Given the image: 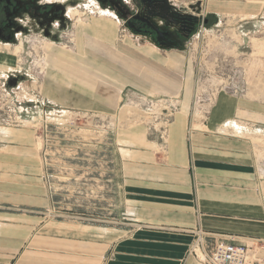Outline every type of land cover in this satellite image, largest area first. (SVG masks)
<instances>
[{
    "label": "crops",
    "instance_id": "1",
    "mask_svg": "<svg viewBox=\"0 0 264 264\" xmlns=\"http://www.w3.org/2000/svg\"><path fill=\"white\" fill-rule=\"evenodd\" d=\"M171 1L183 7L201 2V16H210L215 23L221 15H251L262 3V0ZM77 2L93 4V0ZM113 12L116 15L113 18L89 12L97 20L91 30L111 41L122 30L131 41L128 48L131 53L120 54L109 46L99 53L90 50L99 55L98 64L106 68V73L102 70L100 76L118 81L126 78L148 92H167L175 87L171 72L181 70L185 72V80L179 85L187 94L188 66L172 63V55L158 54L183 51L187 44L159 47L125 28ZM132 48L139 53L150 52L151 57L160 61L151 67L154 75L145 73L148 80L143 83L132 76L136 63L126 55L134 54ZM50 55L52 69L51 75L45 77L44 91L60 94L66 87L71 88L72 78L85 82L81 84L85 87L93 86L96 80H92L90 68L98 64L91 55L84 61L89 65L84 71L80 58L68 51L60 49ZM85 87L80 89L84 93ZM216 96L205 113L182 108L163 139L149 135L144 127L121 133L117 143V176L123 212L134 228L111 246L89 237L114 230L89 224L72 225L69 228L73 236L64 237L60 236V228L68 223L57 221L51 225L55 228L51 232L60 235H36L32 242L35 249L19 253L20 245L41 220L38 213L51 200L40 177L42 164L36 157L27 156L22 147L18 148L19 155H0V264L12 259L13 264H198L190 252L193 245H211L219 240L246 244L245 264H264V173L258 171L261 162L258 148L247 138L264 137V106L225 93ZM48 99L53 104L62 103L60 97ZM201 112L202 119H194L201 117ZM0 137H6L1 129ZM260 152L264 156L262 143Z\"/></svg>",
    "mask_w": 264,
    "mask_h": 264
},
{
    "label": "rangeland",
    "instance_id": "2",
    "mask_svg": "<svg viewBox=\"0 0 264 264\" xmlns=\"http://www.w3.org/2000/svg\"><path fill=\"white\" fill-rule=\"evenodd\" d=\"M54 1L66 6L63 22L53 20L42 27L27 17L22 35L18 34L13 42L0 40V129L6 136L0 137V155H19L18 148L22 147L27 156L36 157L42 164L40 177L51 200L38 213L40 222L18 252L35 249L32 242L36 235L52 237L61 232L60 236L71 237L72 225L89 224L114 230L89 237L101 239L109 246L132 231L134 223L123 212L117 176V143L124 130L144 127L149 135L163 139L182 108L205 113L218 93L264 106V0L251 15H221L216 23L206 16L208 23L200 25L199 32L183 51L158 53L172 55V63L188 66L187 94L179 85L185 80V72L181 70L171 72L176 79H173L175 87L167 92H148L126 78L118 81L100 76L102 70L106 73V68L98 64L99 55L90 50L99 53L109 46L120 54L131 53L128 51L131 41L122 30L113 41L98 37L91 30L97 20L89 12H100L103 18H113L115 13L92 3ZM60 49L80 58L81 71L89 69L84 64L87 56L93 57L98 67L90 68L92 80H96L92 87L72 78L71 88L66 87L60 94L44 91L45 77L52 69L50 52ZM132 50L133 55L126 54L136 63L132 76L143 83L148 80L145 73L154 75L151 67L160 61L151 57L150 52ZM83 87L86 93L80 90ZM49 96L60 97L62 103H50ZM203 114L194 119L201 120ZM247 138L258 148L261 160L258 171L264 173V156L259 153L264 137ZM57 221L68 224L60 232H51L55 230L51 225ZM213 244L193 245L190 252L198 264H207ZM5 264H13V259Z\"/></svg>",
    "mask_w": 264,
    "mask_h": 264
},
{
    "label": "flooded vegetation",
    "instance_id": "3",
    "mask_svg": "<svg viewBox=\"0 0 264 264\" xmlns=\"http://www.w3.org/2000/svg\"><path fill=\"white\" fill-rule=\"evenodd\" d=\"M93 4L98 5L97 8L115 11L125 28L151 41L158 38L156 30H160L162 26L165 40L171 38L172 44L176 46H184L190 42L199 32L200 25L207 24L209 21L208 17L186 19L177 16V19H168V23L164 21L156 23L149 19L148 13L159 11L157 7L159 0H93ZM177 13L179 15L192 14L190 9L183 6H179ZM65 14L66 6L61 1L0 0V40L13 42L18 34L22 35L26 31L24 20L27 17L43 27L53 20L63 22L66 19Z\"/></svg>",
    "mask_w": 264,
    "mask_h": 264
},
{
    "label": "water",
    "instance_id": "4",
    "mask_svg": "<svg viewBox=\"0 0 264 264\" xmlns=\"http://www.w3.org/2000/svg\"><path fill=\"white\" fill-rule=\"evenodd\" d=\"M155 3L154 1H152ZM152 2H149L150 4ZM156 5V4H155ZM157 7L159 9L158 12L151 11L148 13L149 19H152V21L159 23V21H164L165 23L167 20L177 19L176 17H182L186 19H197L201 16V2H195L188 6V9L191 10V13H183L179 15L177 13V10H179V6L174 4L171 0H159V4H157ZM175 15V16H174ZM168 23V22H167ZM157 34L159 35L157 39H155L154 42L157 46L163 47V48H170V47H177L176 45L172 44V39L165 40V36L163 35V27H160V30H156ZM168 37V36H167ZM169 38V37H168ZM171 41V42H170Z\"/></svg>",
    "mask_w": 264,
    "mask_h": 264
},
{
    "label": "built area",
    "instance_id": "5",
    "mask_svg": "<svg viewBox=\"0 0 264 264\" xmlns=\"http://www.w3.org/2000/svg\"><path fill=\"white\" fill-rule=\"evenodd\" d=\"M247 255L246 244L219 240L213 244L206 262L207 264H245Z\"/></svg>",
    "mask_w": 264,
    "mask_h": 264
},
{
    "label": "bare ground",
    "instance_id": "6",
    "mask_svg": "<svg viewBox=\"0 0 264 264\" xmlns=\"http://www.w3.org/2000/svg\"><path fill=\"white\" fill-rule=\"evenodd\" d=\"M104 30H106V28L105 27H102Z\"/></svg>",
    "mask_w": 264,
    "mask_h": 264
}]
</instances>
